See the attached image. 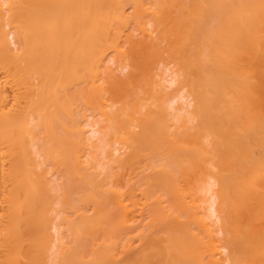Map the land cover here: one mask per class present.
I'll return each instance as SVG.
<instances>
[{"label": "bare ground", "instance_id": "1", "mask_svg": "<svg viewBox=\"0 0 264 264\" xmlns=\"http://www.w3.org/2000/svg\"><path fill=\"white\" fill-rule=\"evenodd\" d=\"M0 264H264V0H0Z\"/></svg>", "mask_w": 264, "mask_h": 264}, {"label": "rangeland", "instance_id": "2", "mask_svg": "<svg viewBox=\"0 0 264 264\" xmlns=\"http://www.w3.org/2000/svg\"><path fill=\"white\" fill-rule=\"evenodd\" d=\"M167 72H168V71H167ZM167 72H166V74H167ZM168 75H169V73L167 74V76H166V75H165V76L168 77ZM169 79H170V78H167V80H169Z\"/></svg>", "mask_w": 264, "mask_h": 264}]
</instances>
